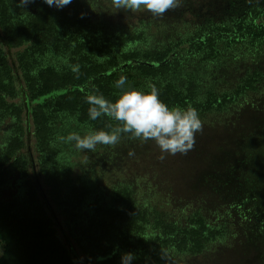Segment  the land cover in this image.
<instances>
[{
  "label": "trees",
  "instance_id": "obj_1",
  "mask_svg": "<svg viewBox=\"0 0 264 264\" xmlns=\"http://www.w3.org/2000/svg\"><path fill=\"white\" fill-rule=\"evenodd\" d=\"M18 3L0 0V264H264V0ZM121 76L198 111L190 151L61 140L120 126L86 97L115 102Z\"/></svg>",
  "mask_w": 264,
  "mask_h": 264
},
{
  "label": "clouds",
  "instance_id": "obj_2",
  "mask_svg": "<svg viewBox=\"0 0 264 264\" xmlns=\"http://www.w3.org/2000/svg\"><path fill=\"white\" fill-rule=\"evenodd\" d=\"M33 0H19V7H26ZM72 0H43L50 7L62 9ZM182 0H112V6L119 10H146L154 16H162L166 10L179 7ZM78 71V69H73ZM127 78L121 76L115 86L121 93L115 102L101 95H89L86 102L90 105L88 115L91 120L101 116L120 122L111 131H90L85 135L76 132L61 137L64 143H71L78 150H95L97 145H114L124 133L131 134L141 141L152 140L166 155L186 154L196 141V134L202 130L198 111L193 107H169L159 98L155 87L144 91L126 87ZM132 253L121 257V264H132Z\"/></svg>",
  "mask_w": 264,
  "mask_h": 264
},
{
  "label": "rangeland",
  "instance_id": "obj_3",
  "mask_svg": "<svg viewBox=\"0 0 264 264\" xmlns=\"http://www.w3.org/2000/svg\"><path fill=\"white\" fill-rule=\"evenodd\" d=\"M136 12H139V11L136 10ZM15 51H17V49H13V52H15ZM3 135H4V133L2 132V130H0V139L3 137ZM15 180H16V178L13 177L11 186L6 187V189L4 191L5 197L10 198L12 196V194L16 192L17 186L15 185ZM44 188H45V186H44Z\"/></svg>",
  "mask_w": 264,
  "mask_h": 264
}]
</instances>
